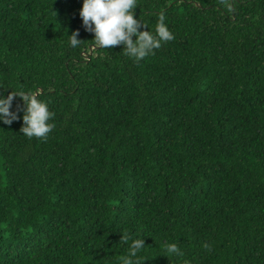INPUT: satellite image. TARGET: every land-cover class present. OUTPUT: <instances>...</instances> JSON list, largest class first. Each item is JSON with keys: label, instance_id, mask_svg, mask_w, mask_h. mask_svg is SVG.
Segmentation results:
<instances>
[{"label": "trees", "instance_id": "obj_1", "mask_svg": "<svg viewBox=\"0 0 264 264\" xmlns=\"http://www.w3.org/2000/svg\"><path fill=\"white\" fill-rule=\"evenodd\" d=\"M229 2L137 0L175 39L136 62L83 0H0V98L55 113L47 140L18 95L0 119V264H122L134 239L141 264H264V0Z\"/></svg>", "mask_w": 264, "mask_h": 264}, {"label": "clouds", "instance_id": "obj_2", "mask_svg": "<svg viewBox=\"0 0 264 264\" xmlns=\"http://www.w3.org/2000/svg\"><path fill=\"white\" fill-rule=\"evenodd\" d=\"M227 11H233V5L229 0H221ZM137 8V0H83L79 16L82 19L85 29L94 34L95 44L103 49L113 48L124 45V53L139 62L149 55L154 54V50L160 49L162 44L175 39L174 34L169 30L166 21V15L161 12L158 16V22L155 32L138 31L141 27L147 28L140 20L135 18L134 10ZM79 32H73L70 39L72 47L79 46L83 41L78 40ZM133 37H136L133 41ZM19 96L25 106L23 115L24 126L20 132L28 138H37L47 140L49 133L55 128L54 123L50 121L55 113L49 111L48 103L40 100L37 92H19L11 93L7 98H0V119L5 124H11L17 119L16 114L10 111L12 101ZM130 235L125 232L121 235V243H128ZM204 247L211 250L210 245ZM145 248L144 239L132 240L127 256L120 257L122 264H141V259L133 260L137 254ZM169 255L183 257L184 253L176 243H170L165 246ZM184 264H190L185 260Z\"/></svg>", "mask_w": 264, "mask_h": 264}, {"label": "water", "instance_id": "obj_3", "mask_svg": "<svg viewBox=\"0 0 264 264\" xmlns=\"http://www.w3.org/2000/svg\"><path fill=\"white\" fill-rule=\"evenodd\" d=\"M93 49V47H91Z\"/></svg>", "mask_w": 264, "mask_h": 264}]
</instances>
